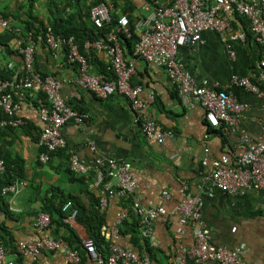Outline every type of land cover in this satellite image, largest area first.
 Wrapping results in <instances>:
<instances>
[{
	"label": "crops",
	"instance_id": "0c3cea01",
	"mask_svg": "<svg viewBox=\"0 0 264 264\" xmlns=\"http://www.w3.org/2000/svg\"><path fill=\"white\" fill-rule=\"evenodd\" d=\"M105 1L109 6V17L124 15L121 12L128 9L130 17L137 21L146 18L159 7H171L174 2L116 0L113 5L114 2ZM203 1L206 5L212 4V0ZM245 1L252 3L253 0ZM0 13L8 22L9 29L13 30L21 28L31 17L47 23L48 1L0 0ZM230 19V33L222 35L204 32L194 50L189 47L179 49L178 59L198 85L204 83L208 89L224 91L245 105L246 110L240 114L234 129L227 125H222L220 129L211 126L198 103L192 107L184 105L163 68L132 54L124 58L135 68L131 84L141 88L139 98L143 101L153 98L143 113L161 131L169 134L162 143L148 139L140 132L129 103L123 96L115 94L98 98L82 88L77 83L78 68L65 61L62 44L58 43L56 49L36 44L34 67L37 72L57 79L61 83L62 97L73 109L88 116L84 125L67 124L62 127V137L67 145L74 148L79 158L90 166L95 156L128 162L136 189L133 195L127 196L132 199L129 205L126 196L117 190L115 180L108 178L104 181V184L110 185L108 189H105L104 184L103 187L97 185L93 166L86 177L70 174L64 149L57 150L45 164L41 163L39 155L42 148L35 138L46 127L40 118L39 108L48 106L37 107L31 100L19 96L16 100L19 106L16 116L27 124L25 128L7 130L0 135L2 156L21 161L22 181L25 182L16 194H4V186L0 185V233L3 235L0 246L4 251L5 264H65V255L61 249L51 252L43 250L38 256L32 257L20 254L17 246L20 242L46 237L69 248L61 240V236L67 234V226L54 222L39 230L35 223L39 214L48 216L46 199L54 197L56 207L69 195H78L86 202L82 193L85 188L99 202L103 196L107 201L106 208L100 210L105 213L103 231L106 241H109L108 246L112 243L141 257L146 256L151 264H177L182 257L181 250H189L194 245L193 227L188 223L182 225L180 220L183 215L173 213L183 198L182 185L186 186V195L198 198L201 222L211 230L212 240L216 244L229 249L242 248L246 264H264V190L251 189L243 196H232L218 190L207 178L213 170L214 162H223L228 167L236 166L237 155L243 151L240 142L244 135L251 142H256L264 132V100L231 83L233 77H248L264 93V78H260L259 71L263 52L251 32L248 17L235 13ZM236 31L245 34L244 42L229 39ZM3 32L0 30V33ZM8 44H13V40ZM91 52L94 54L88 74L103 75L99 74V68L104 65L110 75L106 54L96 50ZM3 70L20 74L23 67L20 56L7 52L0 44V71ZM88 141L94 143L96 155L88 149ZM205 158L207 164L203 165ZM207 190H210V194L206 195ZM163 191L168 193V198H161ZM52 192H55L53 196ZM136 200L145 208L161 206L165 209V214L152 222L148 236L142 235L141 220L133 210V202ZM68 211L65 212L63 223L80 240L88 237L85 228L71 219V210ZM119 213L126 214L124 220H130L131 215L139 220L140 234L136 239L141 250L132 244L131 236L117 235L118 239L113 236L112 228ZM144 239H147V246L143 243ZM85 257L84 264H96L88 254ZM187 264L197 263L189 261Z\"/></svg>",
	"mask_w": 264,
	"mask_h": 264
},
{
	"label": "built area",
	"instance_id": "2783aa9c",
	"mask_svg": "<svg viewBox=\"0 0 264 264\" xmlns=\"http://www.w3.org/2000/svg\"><path fill=\"white\" fill-rule=\"evenodd\" d=\"M238 13L248 17L251 22V32L256 43L261 47L263 59L260 63V78H264V0H253L252 3L245 0H212L211 5H206L203 0H174L171 7H159L146 18L139 19L135 24L138 40L134 45L132 55L149 64L161 67L166 71L170 83L178 91L179 97L187 107L199 104L205 114L206 121L214 128L227 125L234 129L240 114L246 110L245 105L238 103L232 96L224 91L208 89L205 84L198 85L197 82L184 69L178 59L179 49L189 47L195 49L201 35L204 32H213L224 35L231 32L230 17ZM90 18L97 28L110 21L109 6L101 3L92 7ZM129 20L126 15H121L117 21L116 29L107 33L103 38L93 42H86L84 48L89 51H102L109 60L108 70L111 79L104 75L92 76L88 74L87 60L79 52L74 38H57L50 29L46 31L45 45L56 49L58 43L66 49V60L78 68L77 83L98 98H107L118 94L123 96L129 103V108L134 114L136 125L140 132L148 139H154L162 143L168 133L161 131L158 125L144 116L143 110L153 98L143 101L139 98L141 88L131 84L135 74L132 63L124 59L123 48L119 40V34L130 36L128 31ZM0 30H9L8 22L0 15ZM232 41H245V34L236 31L229 36ZM29 42L25 45L20 40L14 41V48L18 52L23 64L22 73L15 75L12 79L0 81V107L12 116L19 106L12 103L10 94H1L7 89H22L31 93H44L48 101V108H39L41 120L46 124L38 140V146L43 148L39 155V161L45 164L50 154L57 150H66L70 171L78 176L86 177L91 168L94 167V175L98 186L103 187L106 179L116 181V188L121 195H133L136 189L135 178L131 172V166L126 161H118L113 158L103 159L95 156L91 166L81 160L74 148L68 147L66 140L62 137L61 129L67 124L84 125L88 116L85 113L73 109L61 95V83L52 76H42L33 69L35 44ZM231 83L241 87L259 99L264 100V93L248 77H233ZM25 92L20 91L19 96L24 97ZM21 119L1 121V126L13 127L23 125ZM240 148L243 151L237 155L235 167H228L223 162H214L213 170L207 177L209 181L221 192L232 196H243L246 191L254 189L264 190V132L256 142H251L247 136H243ZM246 144V146H244ZM88 149L96 155V147L93 142L86 143ZM207 164L206 158L203 165ZM5 166L0 159V174L4 173ZM25 185L24 181L15 182L3 188V193L16 194ZM110 187L108 183L104 184ZM186 186L182 185V201L174 209L173 213H181L182 225L188 223L193 227L194 245L189 249H182V257L177 264H187L191 261L197 264L212 262L213 264H246L244 250L242 248L229 249L216 244L212 240L211 230L201 222L199 212V200L185 194ZM207 190L205 194H210ZM162 199L168 198L166 191L162 192ZM99 206L104 210L107 206L105 197L100 200ZM71 208L67 202L62 211ZM133 210L141 220V233L149 235L152 222L159 216L165 214L163 207L145 208L139 201L133 202ZM75 211L71 212V219L75 218ZM126 217L125 213H119L112 228L113 236L118 239L117 228ZM50 219L46 214H39L35 226L39 230L48 227ZM81 244L89 257L96 264H151L146 256L122 248L119 245L110 244L109 256L103 258L96 250L95 243L89 237L81 240ZM20 254H28L32 257L38 256L43 250L54 251L61 249L65 255V264H78L80 256L77 251L64 248L60 243L42 237L38 240L20 242L17 246ZM3 248L0 246V264L3 262ZM7 264H14L8 262Z\"/></svg>",
	"mask_w": 264,
	"mask_h": 264
},
{
	"label": "trees",
	"instance_id": "16d2710c",
	"mask_svg": "<svg viewBox=\"0 0 264 264\" xmlns=\"http://www.w3.org/2000/svg\"><path fill=\"white\" fill-rule=\"evenodd\" d=\"M48 1V13L49 18L48 22L44 23L38 20L36 17L28 18L29 22H24V25L19 29H9L3 30V33H0V44L3 45L7 52H12L17 54L18 52L14 48V41L20 40L23 45L27 44L30 40L36 44H45L46 40V31L50 29L52 33L57 38H74L75 45L78 46L79 51L82 55L86 57L87 64L89 67V63L91 57L93 56V52L87 51L84 46L86 42H93L95 40H99L103 38L107 33L116 29L117 21L120 16L110 15L111 19L109 22L105 23L102 28H97L94 26L93 22L90 20V11L92 7L95 5L106 3L105 0H47ZM113 5L116 0H110ZM147 2H151V0H146ZM173 1V0H172ZM171 1V2H172ZM52 7V8H51ZM68 11V13H67ZM121 14H124L128 17L129 26L128 31L130 33L129 37L125 35L119 34V40L121 46L123 47L124 58L128 55H131L134 50V45L138 40V35L135 30V24L137 20H134L130 17V11L128 9H124ZM120 14V15H121ZM2 16V14L0 13ZM3 18V16H2ZM4 19V18H3ZM9 27V24H8ZM13 40V44L9 45V41ZM63 51L66 52V49L63 48ZM18 55V54H17ZM66 61V57L64 56ZM22 62V60H21ZM23 67V64H22ZM33 69L38 71L34 67ZM23 71V70H22ZM42 76H47L46 74H42ZM99 74H103L107 79H111L109 72H107V68L104 65H101L99 68ZM15 73H11L9 71H0V81L12 79ZM24 91V97L22 99L31 100L35 106L41 107L49 106L47 103L46 95L44 93L36 92L31 93L22 89H7L5 92L3 91L1 94H10L12 103H16L17 98L19 97V92ZM35 95V96H34ZM74 108V107H73ZM76 109V108H75ZM20 119L19 117L13 114L9 116L6 114L3 109L0 107V122L1 121H9L11 119ZM22 120V119H21ZM27 124V123H26ZM25 121L23 125L20 126H1L0 127V135H3L5 132L10 130H14L16 128H25ZM8 130V131H7ZM5 131V132H4ZM41 133V132H40ZM40 133H38L35 138L36 141L39 140ZM69 147V146H68ZM43 152V148L41 149ZM41 152V153H42ZM40 153V154H41ZM55 153V152H54ZM51 153L50 157L54 154ZM0 159L3 161L5 166L4 173L0 174V185L7 186L11 185L15 182H21L23 179V170L20 165V160H11L8 157H3L0 151ZM19 162V163H18ZM70 174H73L70 171ZM81 182H84L81 179ZM86 198V202L81 200L78 195H69L68 198L63 200L58 207L54 204V197L46 199L45 205L48 207L47 214L50 219L49 226L54 222L60 224L61 226H67V234L61 236V240L65 243L71 250L77 251L80 256V262L78 264H84L87 254L81 244V240L76 236L74 231L69 228L68 225L63 223V219L65 217V212L62 211L63 206L67 203H71V208L69 210L75 211V222L81 226H83L86 230V233L89 238L93 240L96 246V250L100 253V255L105 259L109 256V241H106L105 233L103 231V227L105 226V213L102 212L99 208V199L91 192H89L86 188L82 192ZM55 192L51 193L53 196ZM60 194V193H59ZM128 204L130 205L132 202L131 197H125ZM49 206L51 208H49ZM45 211V209H44ZM6 212H8V208L6 207ZM69 212V211H68ZM44 214V213H43ZM2 227V225H1ZM139 232V220L131 215L130 220H123L120 226L117 229V234L120 237L131 236L132 244L139 247V242L136 239ZM3 235L0 233V239H2ZM145 246H147V239H144Z\"/></svg>",
	"mask_w": 264,
	"mask_h": 264
}]
</instances>
